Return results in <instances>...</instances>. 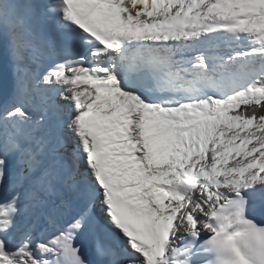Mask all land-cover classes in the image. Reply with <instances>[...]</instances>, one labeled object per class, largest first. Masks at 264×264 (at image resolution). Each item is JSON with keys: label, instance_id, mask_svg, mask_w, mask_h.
<instances>
[{"label": "snow or ice", "instance_id": "1", "mask_svg": "<svg viewBox=\"0 0 264 264\" xmlns=\"http://www.w3.org/2000/svg\"><path fill=\"white\" fill-rule=\"evenodd\" d=\"M0 53V264H264V0H0Z\"/></svg>", "mask_w": 264, "mask_h": 264}, {"label": "bare ground", "instance_id": "2", "mask_svg": "<svg viewBox=\"0 0 264 264\" xmlns=\"http://www.w3.org/2000/svg\"><path fill=\"white\" fill-rule=\"evenodd\" d=\"M6 98H7V97H5V98L1 101L0 105H2V104L5 102Z\"/></svg>", "mask_w": 264, "mask_h": 264}]
</instances>
